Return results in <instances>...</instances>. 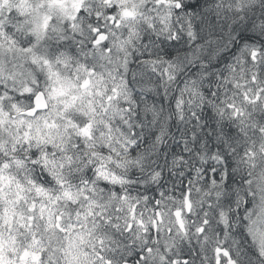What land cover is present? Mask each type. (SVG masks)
Wrapping results in <instances>:
<instances>
[{
  "label": "clouds",
  "instance_id": "9594fccd",
  "mask_svg": "<svg viewBox=\"0 0 264 264\" xmlns=\"http://www.w3.org/2000/svg\"><path fill=\"white\" fill-rule=\"evenodd\" d=\"M0 264H264V0H0Z\"/></svg>",
  "mask_w": 264,
  "mask_h": 264
}]
</instances>
